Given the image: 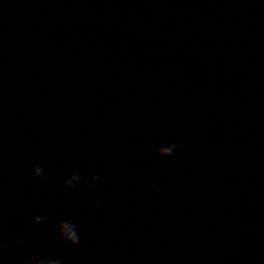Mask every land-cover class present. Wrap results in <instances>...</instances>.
I'll list each match as a JSON object with an SVG mask.
<instances>
[{"label": "water", "instance_id": "water-1", "mask_svg": "<svg viewBox=\"0 0 264 264\" xmlns=\"http://www.w3.org/2000/svg\"><path fill=\"white\" fill-rule=\"evenodd\" d=\"M38 261L264 264V0H0V264Z\"/></svg>", "mask_w": 264, "mask_h": 264}, {"label": "clouds", "instance_id": "clouds-1", "mask_svg": "<svg viewBox=\"0 0 264 264\" xmlns=\"http://www.w3.org/2000/svg\"><path fill=\"white\" fill-rule=\"evenodd\" d=\"M173 147H176L175 144H173ZM34 173L36 175H41L42 174V168L39 166V165H35L34 166ZM98 177H94V179H97ZM36 221H41L42 219H44L43 217L41 216H37L35 217ZM79 241H77L78 243ZM37 264H43V261H38Z\"/></svg>", "mask_w": 264, "mask_h": 264}]
</instances>
